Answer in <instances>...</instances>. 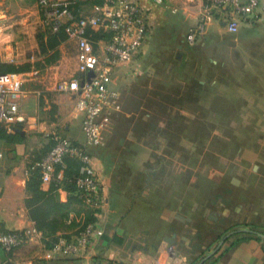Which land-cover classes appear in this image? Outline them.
<instances>
[{
	"label": "crops",
	"instance_id": "crops-1",
	"mask_svg": "<svg viewBox=\"0 0 264 264\" xmlns=\"http://www.w3.org/2000/svg\"><path fill=\"white\" fill-rule=\"evenodd\" d=\"M0 2V23H5L0 26V59L18 61L16 63L41 59V54H27L28 50L38 47V41L25 34L26 23L17 30L8 29L15 25L16 20L10 21L15 13L23 12L25 6L34 3L38 7V0ZM141 2L147 10L149 31L141 51L128 63L137 65L149 48L164 46L170 52L172 78L183 72L180 67L184 61H191L196 67L203 66L198 63L204 59L212 41L219 40L217 32L221 31L212 22L194 43L188 41V33L196 28L202 16L203 0H167L165 4L154 0ZM261 9L264 11V0ZM80 10L87 13L84 8ZM38 14L41 21L39 10ZM18 30L24 31L22 36ZM60 47L62 56L56 64L33 65L28 70H21L28 76L24 99L27 119L9 127L17 134L0 133V233L9 229L30 230L25 241L9 253L0 244V264H144L161 260L167 251H170V262L186 264V254L173 244L176 233L170 236V199L163 201L164 195L158 188L157 176L162 168L154 162L160 151L154 153L144 134L134 137L127 134L124 138L114 139L119 112L114 114L106 131L105 143L89 146L95 170L102 181L103 202L97 209V231L87 247L80 252L67 250V245L78 233L75 219L80 220L79 213L73 208L69 212L70 218L57 229H38L36 221L30 217L26 198L31 194L27 182L35 165L31 153L38 149L42 153L40 158L45 155L50 146L45 147V135L52 129H58L73 140H85L83 117L75 109V93L55 89L59 78L79 72L78 45L74 39L67 38ZM211 60L215 61L210 57ZM117 70L114 85L120 89L123 98L125 91L119 87ZM112 139L113 145L110 144ZM115 141H118L117 145ZM42 186L48 188L50 185ZM59 191L62 196L67 194L62 186ZM162 204H165L164 208ZM136 205L140 209L149 206L151 214L158 213L159 207L164 225L149 229L145 218L133 212ZM203 264H264V239H234Z\"/></svg>",
	"mask_w": 264,
	"mask_h": 264
},
{
	"label": "rangeland",
	"instance_id": "rangeland-1",
	"mask_svg": "<svg viewBox=\"0 0 264 264\" xmlns=\"http://www.w3.org/2000/svg\"><path fill=\"white\" fill-rule=\"evenodd\" d=\"M97 2L100 0H88L80 8L90 13ZM25 8L11 17L16 22L8 29L17 30L26 23L25 34L38 41V34L48 29L42 25L35 3ZM18 31L22 36L24 31ZM217 33L219 40H213L203 62H197L204 68L184 61L183 72L174 82L170 52L164 46L149 48L137 65L125 63L117 70L119 87L125 91L119 113L140 106L129 112L133 119L127 130L133 137L149 129L155 94L185 90L190 98H199L193 104L171 102V114L158 113L164 119L160 122L165 132L156 139L153 130L146 136L154 153L160 151L154 162L162 168L158 188L163 201L170 199V236L176 233L173 244L186 254V264H198L231 230L264 231V17L236 33L224 29ZM38 50L39 44L27 54L38 55ZM210 57L215 61H209ZM180 80L185 86L179 91ZM45 136L47 147L50 137ZM31 155L36 165L42 153L37 149ZM72 208L79 213L80 220L75 221L84 220L88 207L74 203ZM149 209L136 205L133 212L145 218L149 229L160 228L165 220L159 207L158 213L151 214ZM246 234L236 231L221 247ZM168 258L165 253L161 261L171 264Z\"/></svg>",
	"mask_w": 264,
	"mask_h": 264
},
{
	"label": "built area",
	"instance_id": "built-area-1",
	"mask_svg": "<svg viewBox=\"0 0 264 264\" xmlns=\"http://www.w3.org/2000/svg\"><path fill=\"white\" fill-rule=\"evenodd\" d=\"M165 4L167 0H154ZM263 0H203V12L196 28L187 39L194 43L215 22L220 29L236 33L244 25L262 19ZM76 0H38L42 25L52 32L64 28L68 39L78 45L77 69L79 75L60 79L55 89L58 92L75 93V109L82 114V129L85 140L76 141L58 129L49 130L50 146L45 155L33 166L39 167L42 184L64 183L67 159L79 161V175L75 179L76 192L85 203L95 210L103 202V185L94 167L91 145L104 144L106 131L114 114L122 110L121 91L114 85L115 70L130 62L145 44L149 22L147 10L141 0H102L94 4L90 13L76 10ZM224 23V24H223ZM94 31L100 35L94 37ZM94 71L89 76V71ZM27 73L12 70L0 73V123L6 128L24 122V99ZM97 222L89 221L67 245L69 252H80L90 243L97 231ZM29 231L4 230L0 244L9 253L22 244ZM171 252L173 249H170ZM171 264H182L170 262ZM174 252V251H173ZM158 264H165L160 259ZM144 264H154L145 262Z\"/></svg>",
	"mask_w": 264,
	"mask_h": 264
},
{
	"label": "trees",
	"instance_id": "trees-1",
	"mask_svg": "<svg viewBox=\"0 0 264 264\" xmlns=\"http://www.w3.org/2000/svg\"><path fill=\"white\" fill-rule=\"evenodd\" d=\"M88 0H76V10L79 11L80 5ZM102 0H100L101 2ZM94 37H98L100 34L97 31H94ZM68 38V33L65 31L64 28L60 29L57 32H52L48 29V31L39 33L38 34V44H39V50L38 52L42 55L41 59L36 60L35 62H32L31 60L25 61L23 63H16L13 61H5L0 59V73L12 71V70H28L33 65L35 66H42V65H52L56 64L61 56H62V50H61V44ZM79 75L78 73H74L72 75H68L66 77H72ZM64 78V77H62ZM59 78L57 82L62 79ZM173 79H176L175 77L171 79L172 82H174ZM187 80V79H186ZM191 82V78L187 81ZM186 82V81H185ZM178 86H180L179 91L181 88H183L184 81H181L180 83H177ZM164 92L157 93L153 96L154 99V105L155 108H153V113H150L152 121L149 123V129L140 131L139 134H144L148 138L150 137L149 133L151 130L154 131L152 137L156 139V137L160 136L165 132V126L160 122V120H163L162 117L158 113H162L163 116L171 114V107L169 108V104L171 102L181 103V102H188L189 104H193L198 102L199 98H190L188 95L189 93L185 90H182L180 94H172V92ZM190 101H186L189 100ZM181 101V102H179ZM140 106H135V108L131 110H127L124 108V111L121 115V113L117 114V121L118 125L115 126V130H113L114 139L117 137L124 138L128 134L127 128L131 127L130 124L132 122L133 117L130 115H126L128 112H134L135 110H139L138 108ZM170 109V110H169ZM133 110V111H132ZM156 110V111H155ZM179 113V112H178ZM119 115V116H118ZM120 116H123L120 118ZM148 123V122H147ZM171 124V123H170ZM14 128H6L2 123H0V133H3L5 135L11 134H17L18 132L13 131ZM149 131V132H147ZM142 132V133H141ZM138 134V135H139ZM114 139L111 140V143L113 145ZM109 146V143H108ZM42 158V157H41ZM79 167L80 163L78 160L74 158L67 159V167L65 169V177L64 183L61 185L60 183H51L48 188H44L42 185L41 177H40V169L39 167L33 168L32 174L30 178L28 179L27 186L29 190L31 191V194L26 198V204L29 208V214L32 219L36 221V225L38 229H57L61 226H63L68 220L69 212L72 208V205L75 203L83 204L84 206H87L88 209L86 211V215L84 216V220L79 221L81 222L80 227L76 229L77 232H79L89 221L96 220L97 216L94 214L95 210L93 207H90L85 203L84 199L76 192V183L75 179L79 175ZM63 187L67 191V194L62 196L59 188ZM76 220V219H75ZM74 220H72L73 222ZM79 222H74L75 225ZM251 230H242L247 232L246 235L240 236L239 239H264V231L256 230L254 228H250ZM229 238V237H228ZM227 238V239H228ZM226 239V240H227ZM237 239V238H236ZM222 247H220L218 251H220ZM213 256V255H212ZM211 256V257H212ZM209 257L206 262L211 259ZM204 261V262H205ZM203 262V263H204Z\"/></svg>",
	"mask_w": 264,
	"mask_h": 264
},
{
	"label": "water",
	"instance_id": "water-1",
	"mask_svg": "<svg viewBox=\"0 0 264 264\" xmlns=\"http://www.w3.org/2000/svg\"><path fill=\"white\" fill-rule=\"evenodd\" d=\"M224 24V23H223ZM94 74V71L90 70L89 71V76H92ZM242 230H251L250 228H238V229H234L229 231L228 233H226L221 240L219 241V243L213 248L211 249L206 255H204L201 260L198 262V264H203V262L205 260H207L209 257H211L213 254L216 253V251L222 246V244L225 242V240L230 237L233 233H235L236 231H242ZM173 237L170 238V242L173 243Z\"/></svg>",
	"mask_w": 264,
	"mask_h": 264
}]
</instances>
